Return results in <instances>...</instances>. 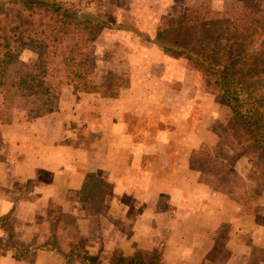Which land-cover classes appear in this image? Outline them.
Returning a JSON list of instances; mask_svg holds the SVG:
<instances>
[{"label":"crops","instance_id":"1","mask_svg":"<svg viewBox=\"0 0 264 264\" xmlns=\"http://www.w3.org/2000/svg\"><path fill=\"white\" fill-rule=\"evenodd\" d=\"M181 1H90L96 17L128 30L131 63L113 70L131 81L117 97H62L38 117L0 112V264H87L78 255L109 264L117 251L159 252L162 264H216L219 254L222 264H264V175L254 180L237 153L228 104L155 41L161 18L190 6ZM204 146L230 161L216 177L232 173L241 194L204 176Z\"/></svg>","mask_w":264,"mask_h":264},{"label":"trees","instance_id":"2","mask_svg":"<svg viewBox=\"0 0 264 264\" xmlns=\"http://www.w3.org/2000/svg\"><path fill=\"white\" fill-rule=\"evenodd\" d=\"M10 1L18 14L9 15L0 1V49L29 47L37 54L30 74L15 86L22 97L39 100L37 109L31 111L33 117L55 112L61 86L93 73L94 63L86 53L101 28L110 24L89 14L69 15L63 0ZM241 3L240 10L186 6L179 17L163 16L155 41L170 57L185 59L201 74L202 89L228 104L227 128L237 153L264 175V0ZM125 78L109 71L92 89L102 97L114 98ZM205 159L218 175L231 169L230 161L213 154ZM108 191L106 185V190L100 186L96 192ZM78 257L97 264L87 256ZM109 264H162V255L117 251Z\"/></svg>","mask_w":264,"mask_h":264},{"label":"rangeland","instance_id":"3","mask_svg":"<svg viewBox=\"0 0 264 264\" xmlns=\"http://www.w3.org/2000/svg\"><path fill=\"white\" fill-rule=\"evenodd\" d=\"M6 4L7 13L11 16H15L18 14V11L14 9L13 4L10 0H0ZM90 1H93V5L98 4L101 5L102 0H63L64 8L68 12L69 15L73 14H91L102 17V15L97 12L95 13V7L91 5ZM181 1V0H179ZM184 2V1H181ZM92 3V2H91ZM186 4L190 6H201L205 8H210L213 10H220L224 8H230L232 10H240L241 9V0H186ZM188 6V5H187ZM186 7V6H185ZM105 18V17H104ZM102 19V18H100ZM106 19V18H105ZM109 27H102L100 33L97 35L94 44L87 51V57L94 63V71L87 77L78 78L73 80L70 84H64L61 86L58 100V108L60 105V99L62 97H70L71 99H77V96L85 95L86 93H97L92 87L100 82V77L112 71L120 76H125V80L123 79V83L121 84L122 89L127 88L130 84L131 78L130 75L126 72H116L114 69H119V71H123L121 69H125L130 62V49L128 47V39L124 32H128L127 29L120 28V25H117L116 22L112 20L106 19ZM124 30V31H123ZM118 32L120 37H118ZM125 35V36H124ZM15 56L13 60L9 64L4 63V61L8 60ZM7 58V59H6ZM5 59V60H4ZM37 59L36 52L27 47L23 50H8L5 51L0 49V112L4 114L7 120H12L15 116V119L27 114L28 117H33L34 114L31 111H35L39 105V100L37 98L30 97H22L15 85H18L22 78L27 77L30 74V71ZM112 69V70H111ZM104 72V73H103ZM202 83V82H201ZM2 102L5 104L4 108H1ZM57 108V110H58ZM4 109V110H2ZM56 110V111H57ZM208 147L204 146L200 151V156L203 158H207L208 155L212 153L207 149ZM201 166V165H199ZM203 166V165H202ZM204 173L206 178H210L214 182H220L222 180L223 184L221 185L223 189L227 191H233V186L237 187L236 193H242V182L240 180H234V176L231 173L229 176L226 175L222 177V179H218L216 176L218 175L214 169L205 164ZM254 180L261 178L263 175L254 172ZM221 178V177H220ZM233 183L230 184V182ZM217 182V183H218ZM264 183V182H263ZM262 183V184H263ZM261 184V182H260ZM261 184V185H262ZM231 187V188H230ZM260 188H255V193H258ZM244 202H247V198L243 196ZM70 222V221H69ZM231 237V236H230ZM226 239V238H225ZM247 239V237H246ZM250 239V238H249ZM159 254L156 253L153 257ZM256 255H260L264 258V253H258ZM218 256H214L211 260H216L218 263L222 264L221 260L224 259ZM247 264H254L251 263ZM230 264V263H228ZM234 264V263H231Z\"/></svg>","mask_w":264,"mask_h":264}]
</instances>
